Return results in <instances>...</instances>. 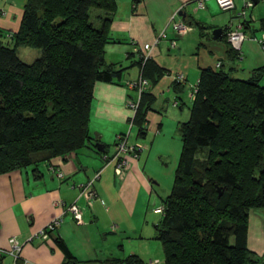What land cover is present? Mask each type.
<instances>
[{
	"label": "trees",
	"instance_id": "obj_1",
	"mask_svg": "<svg viewBox=\"0 0 264 264\" xmlns=\"http://www.w3.org/2000/svg\"><path fill=\"white\" fill-rule=\"evenodd\" d=\"M114 11V0L26 1L19 30L0 40V175L37 172L91 143L93 85L122 83V69L105 63ZM20 47L41 56L26 64ZM228 57L235 58L230 47ZM149 62L138 57L147 82ZM263 74L258 68L240 80L222 69L201 71L188 120L179 124L181 152L155 228L164 264H264L247 248L249 213L264 215ZM147 94L133 124L151 109ZM124 263L142 264L136 256Z\"/></svg>",
	"mask_w": 264,
	"mask_h": 264
},
{
	"label": "crops",
	"instance_id": "obj_2",
	"mask_svg": "<svg viewBox=\"0 0 264 264\" xmlns=\"http://www.w3.org/2000/svg\"><path fill=\"white\" fill-rule=\"evenodd\" d=\"M26 1L0 0V40L19 30ZM114 2L105 63L114 65L115 70L122 69V83L93 85L95 115L90 117L88 130L92 141L88 146L42 163L34 173L29 168L0 175V249H7L11 238L22 244L17 260L4 254L1 264H125L131 256H136L142 264L155 260L164 264L162 245L155 230L162 216L157 218L151 209L162 204L170 193V170L166 162H173L171 146L179 145L178 142L174 145L176 140L165 129L161 113H171L175 119L181 117L184 121L180 122L187 121L193 102L190 95L205 69H222L236 79L246 80L255 69L264 68V49L249 40L241 47L242 60L237 59L235 52L233 60L228 57L226 34L228 27L238 20L242 7L239 0L230 11H222L214 0H206L203 10H197L191 0ZM179 9L191 27L177 35L168 23ZM247 12L246 34L260 36L264 33L261 25L264 1L257 0ZM166 27L167 37L155 44ZM214 29L223 30L221 39H212ZM171 40L176 41L175 48L170 46ZM145 44L151 45L146 52L142 50ZM144 53L150 60L144 76L149 82L147 95L151 109L143 122H134L129 130L132 113L125 107L129 91L123 83L138 78L141 71L138 57ZM177 74L185 76L184 83L173 80ZM152 114L156 116L150 117ZM149 118L154 121L151 131L147 126ZM127 132L129 143L140 142L146 149L137 159L123 155L129 167L117 177L116 162H104L95 144H102L104 151L110 153L116 137ZM58 172L63 173L62 178L57 176ZM96 172L100 173L94 184L98 196L89 205L79 195V187ZM58 202L62 206H57ZM71 204L77 206L82 224H76L65 213L64 223L48 238L27 241ZM247 248L264 257V216L260 213L249 214Z\"/></svg>",
	"mask_w": 264,
	"mask_h": 264
},
{
	"label": "built area",
	"instance_id": "obj_3",
	"mask_svg": "<svg viewBox=\"0 0 264 264\" xmlns=\"http://www.w3.org/2000/svg\"><path fill=\"white\" fill-rule=\"evenodd\" d=\"M205 1L206 0H191L192 3L195 4V7L197 10H203L205 9ZM218 7L222 11H230L235 8V1L236 0H214ZM241 2V11L237 14V22L230 25L228 27V32L226 34V42L228 46L235 52L237 55V59L242 60V54H241V47L243 43L247 40L255 42L257 45H259L262 49H264V33H262L260 36H255L254 34L247 35L245 32V25H248L249 17L247 16V10H250L254 7L255 2L257 0H239ZM258 1H264V0H258ZM180 9L175 11L173 15L170 18V22L168 23V27L171 29V31L174 34H182L190 30V25L185 22L181 16H180ZM248 23V24H247ZM168 27H166L165 30H163L159 38L155 41V44L158 43L160 39H165L167 37L166 31L168 30ZM170 46L172 48L176 47V41L171 40ZM151 48V45L145 44L142 46V50L144 52L148 51ZM139 57L143 58L144 61L149 59L148 54L144 53L139 55ZM173 80L184 83L185 82V76L183 74H177L173 76ZM126 87V89L129 91V94L127 95L125 106L127 109H129L132 113L129 121H128V127L129 130L131 129L133 125V119L135 117L136 111L139 106L140 97L143 93L147 92V89L149 88L148 82L141 77V75L138 76L136 80L132 81H126L123 83ZM196 88L191 93L192 99H194ZM174 106H176V103H174ZM129 132V131H128ZM128 132L125 135H118L115 139V143L113 145L112 152L108 153L105 152L102 154V159L104 162L109 163L112 161H115V175L117 177H121L125 171L129 167V162L123 158V155H130L132 158H139L140 154L146 149L145 146L140 143H129L128 138ZM57 176L62 178L63 173L58 172ZM100 173L96 172L91 179H89L85 184L81 185L79 187L80 196L84 197L88 202L89 205H91V202L95 200L98 196L94 184L99 179ZM57 206H62L61 202L57 203ZM164 207L162 204H160V207L157 209L163 214ZM65 213H68L72 216L73 221L80 225L82 224L81 214L75 204H71L70 206L66 207V209H63L62 212H60L58 215H56L44 228L38 230L33 235L29 237L27 240L28 242H32L34 240L38 239H46L48 236L56 231L65 221ZM8 248L5 250L0 249V264L1 259L4 254L9 255L13 257L14 260H17L19 257V252L21 250L22 244L19 243L15 238H11L8 243ZM147 264H159L158 261H150Z\"/></svg>",
	"mask_w": 264,
	"mask_h": 264
},
{
	"label": "rangeland",
	"instance_id": "obj_4",
	"mask_svg": "<svg viewBox=\"0 0 264 264\" xmlns=\"http://www.w3.org/2000/svg\"><path fill=\"white\" fill-rule=\"evenodd\" d=\"M247 15H249V14H247ZM17 54H18V57L20 58L21 61H23L26 64H32L34 62V60H36V58H39L41 56V51L40 50H36V49H31V48H28V47H20L17 50ZM259 86L264 88V75L262 76V78H261V80L259 82ZM161 114L164 116L165 129L176 140L174 142L175 143L174 145H176L177 142H178V145H179L178 147L177 146H171L172 149L170 151V155H171V157L173 156V162L172 163L169 162V161L166 162L167 164L169 163L168 169L170 170V174L168 175V178L170 179V183L169 184H170V186H172L173 179H174V172H175L177 164H178V159H179V156H180L181 146H182L181 135H180V132H179V128L177 130L176 127H178L180 121H184V120L181 119V117H178L177 119L172 118L171 117V113H169V115L166 112H163ZM90 115H95V113H94L92 108H91ZM153 115L156 116V114H152V115H150V117H153ZM182 117H184V116H182ZM187 120H188V118H187ZM148 121L149 122H148L147 126H148V129L151 131L152 130L151 127L152 128L154 127V121L152 120V118H149ZM89 123H90V120H89ZM89 123H88V128H89ZM180 123H182V122H180ZM132 132H134V130ZM205 156H206V151L197 154V157L199 159H204ZM164 162H165V160H164ZM166 168H167V166H166ZM159 207H160V204H157L153 209H151L152 213L157 215L156 216L157 218L161 217V213L159 211H157V209ZM251 213H258V214L260 213V214H262L259 211H251L249 214H251ZM155 261H158L160 263L162 262V260H155Z\"/></svg>",
	"mask_w": 264,
	"mask_h": 264
},
{
	"label": "water",
	"instance_id": "obj_5",
	"mask_svg": "<svg viewBox=\"0 0 264 264\" xmlns=\"http://www.w3.org/2000/svg\"><path fill=\"white\" fill-rule=\"evenodd\" d=\"M181 18L185 21V13H180ZM223 36V30L222 29H214L212 31V39L217 40V39H221ZM95 147L97 149L98 152H104V148L103 145L100 143L95 144Z\"/></svg>",
	"mask_w": 264,
	"mask_h": 264
}]
</instances>
